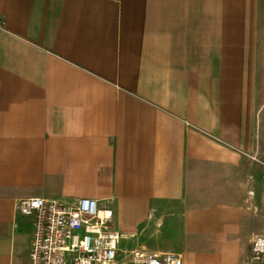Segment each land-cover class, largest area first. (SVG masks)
<instances>
[{
  "label": "crops",
  "instance_id": "1",
  "mask_svg": "<svg viewBox=\"0 0 264 264\" xmlns=\"http://www.w3.org/2000/svg\"><path fill=\"white\" fill-rule=\"evenodd\" d=\"M258 39L264 0H0V264H29L16 204L36 196L92 197L182 264H241L264 234Z\"/></svg>",
  "mask_w": 264,
  "mask_h": 264
},
{
  "label": "built area",
  "instance_id": "2",
  "mask_svg": "<svg viewBox=\"0 0 264 264\" xmlns=\"http://www.w3.org/2000/svg\"><path fill=\"white\" fill-rule=\"evenodd\" d=\"M16 208L34 217L29 264H182L172 251L124 248L128 235L114 227L111 210L92 197H26ZM241 264H264V234L253 238Z\"/></svg>",
  "mask_w": 264,
  "mask_h": 264
},
{
  "label": "rangeland",
  "instance_id": "3",
  "mask_svg": "<svg viewBox=\"0 0 264 264\" xmlns=\"http://www.w3.org/2000/svg\"><path fill=\"white\" fill-rule=\"evenodd\" d=\"M216 39L217 41L220 40V47H224L225 43H222V42H225V39H231L232 40V43L233 42H238L240 37H239V28L237 27H226V26H222L224 25V23H228L229 21L227 20H222L224 19L223 18V12H217L216 13ZM245 39V38H244ZM263 41H261L260 39L257 40V43L258 44H255L254 45V52L256 51V48L258 47V45H262V49H260V54H262V56H259L258 55V63L261 67V63H262V70H263V75H262V79H263V98H262V105L261 107L258 109V114H257V119L260 121V123H263L264 124V39H262ZM236 47H239L240 44L238 43H235ZM262 52V53H261ZM256 57V55H254V58ZM261 137H262V140H261ZM259 142L257 143V146L258 148L259 147H263V153H264V128H263V132H262V136H259ZM262 162V164H264V155L260 158ZM207 166V165H205ZM201 169H202V165H201ZM206 169V168H205ZM209 174V173H207ZM206 173L204 174H201V193L203 192L205 195H209L211 194L213 191H222V187L218 188V185H221L223 184L221 180H219L218 178H215V181H210V183H205L206 185L203 184V179H207L208 176H207ZM211 174V173H210ZM218 174V173H217ZM216 174V175H217ZM217 187V188H216ZM122 245L124 248L126 249H130V248H140V247H137L135 244H133L131 241L128 242V240H124L122 242Z\"/></svg>",
  "mask_w": 264,
  "mask_h": 264
}]
</instances>
